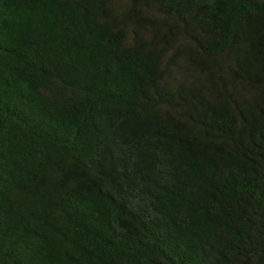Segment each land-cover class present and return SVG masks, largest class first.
<instances>
[{
    "label": "trees",
    "instance_id": "1",
    "mask_svg": "<svg viewBox=\"0 0 264 264\" xmlns=\"http://www.w3.org/2000/svg\"><path fill=\"white\" fill-rule=\"evenodd\" d=\"M0 264H264V0H0Z\"/></svg>",
    "mask_w": 264,
    "mask_h": 264
}]
</instances>
